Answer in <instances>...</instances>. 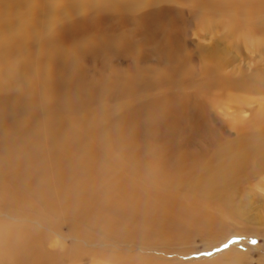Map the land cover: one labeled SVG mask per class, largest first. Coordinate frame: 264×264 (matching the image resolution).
I'll list each match as a JSON object with an SVG mask.
<instances>
[{"label":"rangeland","instance_id":"1","mask_svg":"<svg viewBox=\"0 0 264 264\" xmlns=\"http://www.w3.org/2000/svg\"><path fill=\"white\" fill-rule=\"evenodd\" d=\"M151 1L65 2L21 45L17 81L0 90L4 264H264V169L236 180L238 216L202 218L174 193L184 199L220 152L258 131L264 0ZM167 10L181 50L163 67L149 61L159 40L145 17ZM105 35L128 55L106 45L103 62L83 60ZM172 99L203 108L206 149L140 135L146 107ZM241 112L242 130L231 120Z\"/></svg>","mask_w":264,"mask_h":264},{"label":"bare ground","instance_id":"2","mask_svg":"<svg viewBox=\"0 0 264 264\" xmlns=\"http://www.w3.org/2000/svg\"><path fill=\"white\" fill-rule=\"evenodd\" d=\"M148 1L151 0H0V90L5 91L17 81V72L14 68L16 65L13 61L21 50V45L27 46L30 43L33 32L39 30L41 24L46 26L53 22L58 10L63 7L65 2H72L70 5L79 7L105 8L111 2L127 6ZM238 4L243 5L240 2L234 3V5ZM169 17L168 10L148 14L145 17L152 35L157 36L159 40L151 50L149 61L153 60L163 67L170 65L181 50L177 38L180 29L178 21L169 19ZM38 18L41 19L37 21ZM106 45L120 47V51L114 53L115 57L128 55L129 44L127 42H115L105 35L99 43L84 52L83 60L93 58L96 61L103 62L104 58H100V54H103L101 49ZM212 60H215V58L213 57ZM121 62H125V60L122 59ZM69 69L70 78L77 79L79 75L78 67L74 65ZM123 91L115 89L113 93L118 95ZM243 103L245 104V101ZM185 107L181 100L176 99L147 106L145 109L146 115L142 116L140 135L163 139L172 145L180 142L194 151L206 149L207 146L212 144L214 132L206 122L207 114L200 106H193L190 112ZM231 120L235 126L241 128L240 130L247 127L249 123L242 117V112L233 116ZM213 121L217 120L213 119ZM253 125L258 131L253 133L254 127L251 128L252 133L247 135L242 143L229 146L220 152L221 154L215 158L208 172L205 175L202 174L203 176L189 190L183 189L184 192H189L184 199L179 198L180 192L178 189L174 192L178 199V206L190 204V207L197 210L201 217L210 220L240 214L243 207H238L237 203L233 201L236 180H240L242 175L247 174L251 167L264 169V102L258 109ZM7 255H9L7 247L0 249V264L10 260V256ZM218 260L200 264H218Z\"/></svg>","mask_w":264,"mask_h":264}]
</instances>
